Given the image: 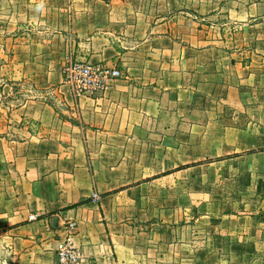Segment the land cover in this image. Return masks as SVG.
<instances>
[{
	"label": "crops",
	"instance_id": "obj_1",
	"mask_svg": "<svg viewBox=\"0 0 264 264\" xmlns=\"http://www.w3.org/2000/svg\"><path fill=\"white\" fill-rule=\"evenodd\" d=\"M0 91L12 264H264V0H0Z\"/></svg>",
	"mask_w": 264,
	"mask_h": 264
},
{
	"label": "built area",
	"instance_id": "obj_2",
	"mask_svg": "<svg viewBox=\"0 0 264 264\" xmlns=\"http://www.w3.org/2000/svg\"><path fill=\"white\" fill-rule=\"evenodd\" d=\"M66 80L72 93L77 96L94 94L109 89L113 80L123 76L120 68L109 66L103 62H87L71 60L65 70ZM93 198L97 200L98 194ZM36 214L30 215V220L37 219ZM77 227V221H72L66 226L68 236L58 242L56 246L57 264H83L85 259L81 251L71 241V235Z\"/></svg>",
	"mask_w": 264,
	"mask_h": 264
},
{
	"label": "rangeland",
	"instance_id": "obj_3",
	"mask_svg": "<svg viewBox=\"0 0 264 264\" xmlns=\"http://www.w3.org/2000/svg\"><path fill=\"white\" fill-rule=\"evenodd\" d=\"M0 264H12L11 253L9 252L7 243L4 240L1 233H0Z\"/></svg>",
	"mask_w": 264,
	"mask_h": 264
}]
</instances>
